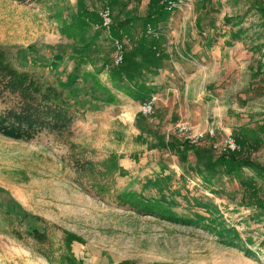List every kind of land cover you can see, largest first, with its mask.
<instances>
[{
	"label": "rangeland",
	"instance_id": "1",
	"mask_svg": "<svg viewBox=\"0 0 264 264\" xmlns=\"http://www.w3.org/2000/svg\"><path fill=\"white\" fill-rule=\"evenodd\" d=\"M105 7L117 34L94 26ZM148 26L161 46L159 71L145 68L151 115L111 80L116 41L131 51ZM86 45L73 92L101 108L62 137L0 134V264H264V0L171 11L160 0H0V47L17 69L64 87ZM95 80L123 99L96 101L107 93ZM14 102L0 84V111ZM174 138L186 158L165 146ZM122 191L162 199L183 221L123 206Z\"/></svg>",
	"mask_w": 264,
	"mask_h": 264
},
{
	"label": "trees",
	"instance_id": "2",
	"mask_svg": "<svg viewBox=\"0 0 264 264\" xmlns=\"http://www.w3.org/2000/svg\"><path fill=\"white\" fill-rule=\"evenodd\" d=\"M149 20L151 21L150 18ZM100 22L101 19L98 14L94 26L99 25ZM80 27L79 25L78 28ZM119 27V25H112L114 33H118ZM118 37H121V35H118ZM145 37L150 38V40H143L131 51H126V53L123 51L122 62L117 64L113 73H111L114 87L140 103L150 100L155 93L151 87H148L145 80V68L148 69V66H150L154 70L152 73L156 74L159 71L161 61V54L158 51L161 50L159 41L151 36L145 35ZM94 38H97V35ZM88 46L76 50L75 55L72 56L75 65L71 77L64 87L45 82L33 72L17 69L0 47V84L5 91L15 97V102L11 107L0 111V134L2 136L13 140L30 141L46 130L62 137L71 133L72 124L79 112L99 108L98 103L94 104L92 100L89 104V101L85 102L82 100V96L73 92V86L81 79V76L83 78V75L79 74L80 66L84 63L85 51ZM149 62L150 64H148ZM125 81L129 84L125 85ZM118 82L124 83V86L120 87ZM94 83L107 93L106 98L95 97L96 101L105 105L106 103L115 102V96L111 91L101 86L97 80ZM164 144L171 150L180 152L179 155L184 156V158H186V151L190 150L188 142L180 144L175 138L170 143ZM240 147L238 146L235 150L227 149V151L234 153ZM117 199L121 205L138 210L141 214L183 221L181 217L165 205L162 199L150 201L134 191L119 192ZM12 234L17 239L23 238L22 233L16 229H13ZM28 235L39 242L46 237V234L38 229L30 230Z\"/></svg>",
	"mask_w": 264,
	"mask_h": 264
},
{
	"label": "built area",
	"instance_id": "3",
	"mask_svg": "<svg viewBox=\"0 0 264 264\" xmlns=\"http://www.w3.org/2000/svg\"><path fill=\"white\" fill-rule=\"evenodd\" d=\"M160 1L164 9L167 11H171L176 8H179L182 5H186V0H160ZM99 16H100L101 22L99 25H96L95 28L105 29V30L109 29L113 23L111 10L108 7H105L99 12ZM146 32L149 36L153 37L154 39L156 40L160 39V34L154 29H152L150 26L147 27ZM116 44L118 47V55L116 57L115 63L120 64L123 58V51H122L123 45L120 44L118 40L116 41ZM153 100H154V97H152L148 102L144 103L145 104L144 112L150 115L153 114V104H154ZM227 144H228L227 149L235 150L237 148L232 138L228 139Z\"/></svg>",
	"mask_w": 264,
	"mask_h": 264
},
{
	"label": "crops",
	"instance_id": "4",
	"mask_svg": "<svg viewBox=\"0 0 264 264\" xmlns=\"http://www.w3.org/2000/svg\"><path fill=\"white\" fill-rule=\"evenodd\" d=\"M152 80H154V78L152 79ZM123 96H125L126 98H129L130 100H131V102H133L134 101V99L131 97V96H129L128 94H126V93H124V92H122V91H119ZM114 94V96H115V102L116 101H119V99H123V98H121V95H119L118 93H113ZM125 94V95H124ZM129 106V105H128ZM101 107H99L98 109H94V110H87V111H97V110H99ZM162 122V125H163V121H161ZM164 123H166V121L164 120ZM159 128V127H158ZM163 131H160L159 130V133L161 134ZM162 136L164 137L165 136V134L163 133L162 134ZM165 139V138H164ZM166 142H169V141H167L166 140ZM167 144V143H166Z\"/></svg>",
	"mask_w": 264,
	"mask_h": 264
}]
</instances>
